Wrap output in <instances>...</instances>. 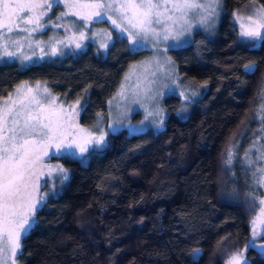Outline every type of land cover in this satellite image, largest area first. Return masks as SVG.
<instances>
[{"label":"trees","instance_id":"16d2710c","mask_svg":"<svg viewBox=\"0 0 264 264\" xmlns=\"http://www.w3.org/2000/svg\"><path fill=\"white\" fill-rule=\"evenodd\" d=\"M252 3L264 10V0H219L212 32L167 51L177 73L204 89L187 118L168 96L159 132L121 130L84 165L58 160L68 178L36 208L19 264H226L244 250L248 264H264L248 247L257 209L249 175L227 158L228 147L239 144L241 155L251 141L264 84V44L242 40L233 20ZM144 54L118 38L104 54L88 46L24 69L2 64L0 100L23 83H44L63 103L79 101L86 129L106 119L107 101ZM246 65L257 70L246 73Z\"/></svg>","mask_w":264,"mask_h":264},{"label":"rangeland","instance_id":"374dc122","mask_svg":"<svg viewBox=\"0 0 264 264\" xmlns=\"http://www.w3.org/2000/svg\"><path fill=\"white\" fill-rule=\"evenodd\" d=\"M38 2L46 3V0H38ZM47 2L52 4L50 9L46 6L36 9V13L46 12V15L39 17L38 24H25L17 20L16 23L20 28L14 27L11 32L0 27V44L7 43L8 50L16 53L13 57L4 56L3 49L0 48V57H2L0 65L15 63L20 69H24L34 64L60 60L68 55L74 57L88 46L104 54L110 44L118 38L125 39L131 50H144L146 54L130 64L126 70L118 88L106 103V119L98 118L86 129L78 124L80 103H63L44 83H23L0 100V115H3V122H0V136L5 138L9 136L8 129L12 127L13 117L22 123L24 112L21 110L31 108L34 113H39L42 117L47 116L53 127L58 126V131L66 143L89 141L88 151L81 155L79 150L75 149L77 153L75 157L56 154L55 146L49 147L45 154L38 140L35 144L27 146L34 155L39 156L34 166L33 183L27 189L32 198L38 201L36 208L47 196L54 193L60 179L64 175L67 177L69 175V171L65 170L58 161L60 158H75L84 165L91 152L100 151L107 146L109 134L121 130H125L128 134H139L147 130L159 132L167 117L163 103L168 96H177L180 99L181 104L176 114L179 118H187L193 103L200 98L204 89L189 83L177 73L167 51L188 44L196 32L202 34L212 32L218 20L219 9V2L214 9L195 8L187 13L185 19H177L181 15L180 12L166 11L160 18L161 23L145 25L149 30L142 31L137 20L141 18L143 10L120 7L127 5L129 0H47ZM134 2L139 3L140 0ZM195 2L208 5L212 0H195ZM96 3L105 6L84 7L86 4ZM109 4L112 5L111 8L107 7ZM168 7L170 9L171 5L169 4ZM96 13H100V16ZM20 15L27 17L32 13L24 12ZM169 16L172 17L171 20L168 19ZM261 16H264V10L255 3L237 12L233 20L239 37L241 38V32L248 30L252 20H259ZM22 28H27L28 31H21ZM122 29L127 30L122 31ZM150 29H155V33ZM165 30L168 39H164ZM14 41H19V44ZM77 44L81 46L77 47ZM255 45H258V42ZM33 97L42 101L39 108L35 102L30 103ZM45 99L52 103H43ZM262 105H264V84L254 116L256 126L251 133L252 139L242 146L241 155L239 144L228 147L227 158L229 165L238 163L249 175L250 189L247 194L256 201L257 209L251 223L248 247L255 248L264 256V247H262L264 246V203H261L264 201V172L260 171L264 168ZM6 106L11 107L10 113L6 112ZM17 112L20 114L17 115ZM48 120L42 119L41 123H47ZM102 134L104 142L97 146L94 140ZM33 184L38 187H33ZM238 255L239 264H248L245 250ZM233 256L226 261V264H233ZM15 262L19 264L16 257ZM0 264H12L7 250L0 251Z\"/></svg>","mask_w":264,"mask_h":264},{"label":"snow or ice","instance_id":"6c2138e0","mask_svg":"<svg viewBox=\"0 0 264 264\" xmlns=\"http://www.w3.org/2000/svg\"><path fill=\"white\" fill-rule=\"evenodd\" d=\"M218 2L219 0H212L208 5H203L195 2V0H157V2H154V0H140L139 3L129 0L127 5H121L120 7L143 10L141 18L137 20V24H139L142 31H146L149 29H146L145 25L150 26L153 23H161L160 18L166 11L180 12L181 15L177 19H185L187 13L192 9L205 7L214 9ZM169 4L171 5L170 9L168 7ZM45 6L50 9L52 4L47 2V0L46 3H40L38 0H0V27L6 29L7 32H11L14 27L20 28V25L16 23L17 20L25 24H38L39 17L46 15V12L36 13V9H42ZM104 6L100 3L84 5V7L89 8ZM107 7L111 8L112 5L109 4ZM24 12L32 13V15L27 17L20 15V13ZM96 15L100 16V13H96ZM81 18L86 19L87 17ZM168 19L171 20L172 17L169 16ZM249 19L252 18L249 17ZM113 22L115 23V21ZM20 30L28 31L27 28ZM126 30L122 29V31ZM150 30L155 33V29ZM240 35L242 40L253 45L256 42L264 44V16H261L259 20H252L248 30L241 32ZM81 37H83V33H81ZM168 38L167 30H165L164 39ZM14 43L18 45L19 41H14ZM80 46L77 44V47ZM0 48L3 49L4 56L13 57L16 55L15 52L8 50L7 43L0 44ZM256 70L255 65L245 66L246 73H254ZM31 102H35L38 108L42 103L36 97H33ZM43 103L50 104L52 101L45 99ZM78 103L79 101H77ZM21 111L24 112L23 122L21 123L13 117L12 127L8 129L10 135L6 138L0 136V251L7 250L10 253L12 264H16L15 257L21 249V236L27 235L35 226V221L32 218L35 216L36 203L38 201L32 198L27 189L33 183L34 166L39 156L34 155L33 151L27 146L35 144L38 140L43 146L45 154H47L49 147L55 146L56 154L75 157L77 154L75 149H78L82 155L88 151L89 144V141H71L66 143L58 131V126L53 127L47 116L42 117L39 113H34L31 108L22 109ZM6 112L10 113L11 107L6 106ZM261 112H264V105L261 107ZM19 114L17 112V115ZM42 119L48 120V122L41 123ZM261 119L264 120V116H261ZM0 122H3V115H0ZM162 123L163 121H161ZM261 131L264 132V128ZM103 142V134L94 140L97 146L103 144ZM260 171L264 172V168L260 169ZM67 178V175L62 177L63 180ZM33 187H38V185L33 184ZM261 203H264V201H261ZM198 255V250L193 253L194 257ZM239 259L238 254L234 255L232 257L233 264H239Z\"/></svg>","mask_w":264,"mask_h":264}]
</instances>
